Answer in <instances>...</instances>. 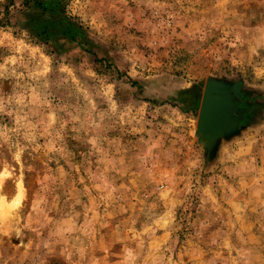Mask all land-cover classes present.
<instances>
[{"label":"rangeland","instance_id":"374dc122","mask_svg":"<svg viewBox=\"0 0 264 264\" xmlns=\"http://www.w3.org/2000/svg\"><path fill=\"white\" fill-rule=\"evenodd\" d=\"M0 264H264V0H0Z\"/></svg>","mask_w":264,"mask_h":264},{"label":"water","instance_id":"95a60500","mask_svg":"<svg viewBox=\"0 0 264 264\" xmlns=\"http://www.w3.org/2000/svg\"><path fill=\"white\" fill-rule=\"evenodd\" d=\"M211 115H212L211 105L208 104V103H206L203 106V108H202V119H201V122H200V126H203L204 125V126H209L210 128H212L208 124L209 122H211Z\"/></svg>","mask_w":264,"mask_h":264}]
</instances>
